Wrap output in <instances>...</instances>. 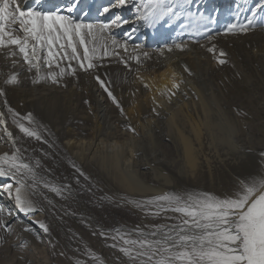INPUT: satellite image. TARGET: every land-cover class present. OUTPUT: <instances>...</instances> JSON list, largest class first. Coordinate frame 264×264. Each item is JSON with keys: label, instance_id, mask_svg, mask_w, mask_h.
<instances>
[{"label": "rangeland", "instance_id": "374dc122", "mask_svg": "<svg viewBox=\"0 0 264 264\" xmlns=\"http://www.w3.org/2000/svg\"><path fill=\"white\" fill-rule=\"evenodd\" d=\"M22 1V7H36L40 11L60 10L84 23L110 24L116 15H120L127 23L120 26V34L116 37L119 40H124L125 35L134 37L130 44L137 46L128 49L124 55L131 54L140 59L139 63L130 59L129 67H125L115 57L105 58L103 66L97 69V74L106 83L110 82L113 95L123 109L122 114L92 76L77 72L76 76H65L56 84L43 79L34 84L35 70L29 73L22 58H7V50L0 49V88L6 92L5 97H0V111L6 119L5 126L16 131V137L13 136L17 146L27 150L23 152L25 162L40 160L41 167L36 169L38 179L61 188L68 186L63 196L43 189L47 200L43 195L38 197V207L44 210L35 214H41L39 218L44 223L48 222L46 225L52 228V232L53 223L45 206L63 214L64 222L69 224L67 233L70 238L67 239L64 233L60 235L57 254L47 239L45 244L40 243L42 247L31 252L30 259L27 256V261L22 260V264H77V261L80 264H129L118 248L111 247L114 243L111 239L106 240L99 235L101 231L113 235L119 229L131 233L135 239L137 229L147 232L152 225L173 223L165 215H146L136 206L138 202L163 194H211L222 198L230 195L241 181L251 183L264 179V129H259L264 127V37L249 35L255 37L246 39L248 35L244 34L233 40V35L224 34V29L235 23L239 14L243 12L241 21L251 15L249 9L255 7L259 0H192L191 4L185 5L180 18L165 17L152 25L135 11L139 0H132L128 7L113 8L105 14H101L103 9L111 8L115 0H79L78 4L76 0H40L38 5L35 0H27L26 4ZM69 7H73L71 13L67 11ZM245 10H248L247 14ZM201 16L204 17L201 24L207 27L214 39L208 43L195 42L176 55L184 67L176 93L156 109L148 106L146 114L140 116V125L135 127L133 115L127 110L135 104V98L146 104L142 95L136 97L143 85L141 74L169 57L173 51L168 47L174 49L176 42L207 39L197 36L191 28L194 19ZM258 16H264V11L258 10ZM146 39L152 40L153 46H144ZM212 44L216 45L217 52L223 50L227 53L223 57L226 63L220 65L221 70L217 57L207 52V47ZM155 46L159 50L165 46L160 56L153 53ZM145 52L147 57L143 55ZM13 59L18 61L15 65ZM213 67L215 74L210 72ZM47 71V68H42L41 75ZM13 74L17 75L18 83L5 85L4 81ZM52 95L57 96L63 108L60 116L54 119L55 125L49 124L43 111L46 99ZM5 99L21 116L31 114L34 126L47 143L19 132L3 107ZM207 101L222 113L226 126H217L214 111H195L192 118L202 125L199 138L196 140L192 136L197 164L190 171L184 163L174 126H171L172 119L177 113L186 116L185 108L189 104L192 109L195 106L202 110V104ZM27 102H31L29 109L25 108ZM24 123L29 126L27 121ZM5 126H0V144L11 147L3 133ZM58 128L66 130L69 136H56ZM249 150L253 152L251 156L248 155ZM114 158L119 159L118 170L133 182L131 189L119 183L113 165L109 163ZM4 178L0 177V186L5 183ZM2 191L9 197L6 191ZM48 200L52 203L49 204ZM0 207L5 209L6 215L8 206L1 199ZM1 233L0 264H16L19 257L7 245L11 235ZM18 238L16 236L20 241ZM27 242L31 241L22 240L19 244L25 247ZM31 245L35 246L32 242Z\"/></svg>", "mask_w": 264, "mask_h": 264}, {"label": "snow or ice", "instance_id": "6c2138e0", "mask_svg": "<svg viewBox=\"0 0 264 264\" xmlns=\"http://www.w3.org/2000/svg\"><path fill=\"white\" fill-rule=\"evenodd\" d=\"M24 2L26 4L27 0ZM131 2L115 0L112 7H105L101 14L109 13L113 8L126 7ZM35 3L38 5L40 0H35ZM191 3L192 0H139L135 11L141 19L152 25L165 17L180 18L184 14L185 5ZM258 10L264 11V0H259L250 9L251 15L243 21L238 19L228 24L224 34L244 35L259 26L264 16H258ZM67 11L71 13L73 7ZM202 19V16L194 19L193 30L197 36H204L211 41L212 35L201 24ZM211 19L214 21V17ZM124 23L127 21L120 15H116L110 24L84 23L60 10L40 11L36 7H22L19 0H0V49L7 50V58H22L29 73L35 70V78L32 80L34 84L42 79L56 84L65 76H76L77 72L92 76L123 114L110 82L106 83L97 74V69L103 66L105 58L110 57L117 58V62L125 67H129L130 59L140 62L139 56L129 54L125 57L124 53L128 52L127 43H121L111 31L112 27H120ZM195 42L199 43V40ZM174 47L184 51L187 44L176 42ZM168 50L171 51L172 46ZM207 52L217 57L218 64L226 63L222 57L227 53L223 50L217 52L215 44L207 47ZM143 55L147 57L148 53ZM12 62L15 65L18 61L13 59ZM42 68L48 69L43 76ZM185 71L188 69L185 68ZM17 83L16 74L4 81L5 85ZM178 87L177 83L172 84V89ZM170 94L174 95L175 92ZM5 96L6 92L0 88V97ZM3 107L20 133L47 143L34 126L30 113L21 116L8 105L6 99ZM5 125L6 119L3 112H0V126ZM129 130L134 131L131 128ZM3 133L12 144L11 152L0 154V177H8L12 181L5 184L3 190L14 200L15 208L20 213L34 215L44 210L38 207V197L43 195L47 200L43 189L63 196L68 186L61 188L42 178L38 179L36 169L41 167L40 160L25 162L23 152L27 150L17 146L7 126L3 127ZM43 155L47 156V153ZM76 171L80 172L79 169ZM80 175L84 173L80 172ZM48 203L51 204V200ZM136 206L144 210L146 215H165L173 223L152 225L147 232L137 229L135 239L131 233L119 229L113 235L101 231L99 235L106 240L111 239L114 242L111 247L118 248L129 264H264V179L253 180L251 183L241 181L230 195L222 198L211 194H163L138 202ZM169 213L173 215L168 216ZM8 217L5 218V209L0 207V230L11 234L16 217L11 215V210H8ZM33 223L44 233L49 232L44 222ZM24 230L30 231V228ZM87 254L92 256L91 252ZM77 264L80 262L77 261Z\"/></svg>", "mask_w": 264, "mask_h": 264}, {"label": "bare ground", "instance_id": "6f19581e", "mask_svg": "<svg viewBox=\"0 0 264 264\" xmlns=\"http://www.w3.org/2000/svg\"><path fill=\"white\" fill-rule=\"evenodd\" d=\"M19 2L22 3L23 1L19 0ZM241 3H244V2H241ZM129 5H130V3L126 7H128ZM240 5L241 4H239V6ZM237 9L239 10L240 7L237 6ZM245 11L246 12H244V13L247 14L248 10H245ZM224 13L226 14L227 11H225ZM242 14H243V12L241 14H239L240 15L239 18H238L239 20H241ZM221 17H222V15H221ZM129 23L131 24V22H128V24ZM138 26L139 25H137V27ZM192 27L193 26H191V28ZM114 29L115 28L112 27L111 31L115 34V36H118L120 34L121 27L116 28V30H114ZM246 35H248L246 37V39H248V38L251 39V38H253L255 36H263L264 37V21H259V26H257L255 28H253L252 30H250ZM249 35H255V36H249ZM239 37H240V35H233L232 39L233 40H237V39H239ZM123 38H124V40L120 39V41L122 40V43L126 42L127 45H128V49L137 48V46H132L130 44L131 42H134V39H135L134 37H128V36L125 35V36H123ZM213 39H214V37L212 36V40ZM137 40H138V35H137ZM208 42H210V41L208 39H205L204 41H200L198 44H200V43H208ZM144 43L145 44H143V45L144 46H149V48H150V46H153V45H151V44H153L152 40L146 39V41ZM181 43H186L187 47H189L190 45L195 43V41L194 40L189 41V40L186 39V40H182ZM161 47H162V49L159 50L155 46V50L153 51V53L155 55H157V56H160L162 54L165 46H161ZM171 51H173V53H171V55L169 57H167L165 59H162L161 61H159V63L154 65L152 67V69L146 70L144 73L141 74L143 85L139 87L136 97L139 94L142 95L146 99V102H145L146 104H143L140 99L136 100V98H135L133 100V102L135 104H133L127 110L128 114H132L133 115L132 116V118H133L132 124L135 127L140 125V116L142 117V116H144L146 114V110L148 109L147 108L148 106L152 107L153 109H156L158 107V105H160L161 102L168 101L170 98L173 97V95L170 94L171 92L174 91L176 93V91H177L176 89H172V84L174 82L177 83V84L179 83V81L181 79V76H182V74L184 72L183 71L184 67L180 63V61H177V56H176V55H179V53L181 51L177 50L175 48L172 49ZM220 65L221 64H219V67L217 66L219 69L222 68ZM220 70H218V71H220ZM215 71L216 70L214 69V67L211 68V70H210V72L212 74H215L214 73ZM219 73L220 72H218V74ZM236 80H239V79H236ZM145 85H147V87H145ZM30 105H31V102H27L25 104V108L29 109ZM61 107H62L61 102L59 101V99L57 98L56 95H52V97H50L49 99H46V101L44 103L43 111H44L45 117L48 120L50 125H55L54 119L56 117H58V115L63 112V110H62L63 108L61 109ZM202 107H203L202 108L203 111L200 108L198 109V107H195V106L192 109V105L189 104L185 108V115L186 116L182 115V113L181 114L177 113L175 115V117L172 119L173 125H171V126H174V130L176 131V134H177V140H178V143L180 145L181 153L183 155L184 163H185L187 169L190 170V171L194 170L195 167H196V164H197V154H196V151H195V149L193 147V142H192L193 141V137L196 138V140L199 138L200 129H201V125H202V122L192 118L194 116V114H195V111L197 113L207 112L208 110L214 111V113H215V115L217 117L216 120H215L217 126H219L220 128H223V126H226L225 121H224L225 117L222 116V113H219V111L214 106H212L209 101H207L205 104H202ZM63 116H64V113H63ZM187 117H189V118H187ZM222 117H224V119ZM259 129L263 130L264 127L260 126ZM9 131H11V129H9ZM11 132L16 137V133H15L16 131L13 129ZM17 133H18V131H17ZM56 136H59V137H64L65 136L66 137V136H69V135H68V132L66 130H64L63 128H58L56 130ZM74 144H75V142H74ZM11 151H12V144H11V147H5V146H2L0 144V154H2L4 152H11ZM252 154H253V152H251V150H249L248 151V155L251 156ZM115 155L117 156V154H115ZM117 157L119 158V156H117ZM118 158L112 159L111 160L112 162H109V163H111V166L113 165V169H114L115 174H116V176H117V178L119 180V183H121V185L123 187H125L126 189H131L134 184L125 174H123L121 171H119L120 169L118 170V168H119L118 167L119 165L117 166V159ZM3 182H5V183H3V185L0 186V199L4 203H6L7 206H8L5 218H10V217H8V210H11V215L16 217V222L14 224H12V230L13 231H12L11 234L5 233V232H3V230H0V231L2 232L1 234H3V235H5V234H7L9 236L11 235L7 239V242H8L7 245H10V247L13 248L14 253L18 255L17 257H19L16 264H22V260H26V257L27 256L29 257L31 252L36 251L38 249V247H40V246L42 247V245H43L42 243H44V241L46 242L47 239L49 240L50 244L52 245V249L57 254L56 245H57V239H59L60 235L61 234L63 235V233H64V234H66L67 239L70 238V236L68 235L69 232L67 233V229H68L67 225H69V224L65 223L64 219L62 218V216H64V215L63 214H57V212L55 213L48 205L45 206V210H46V208H47V210H49L48 212L50 213V215L49 214H47V215L50 216V219L52 220V223H53V224L52 223L51 224L54 227L53 228L54 231L52 232L51 231V229H52L51 227L52 226H50L51 229H49V232L47 233L48 237L45 238L46 237V233H44L43 230L40 229L37 224L33 223V221H41V219L39 218V216L41 214H34V215L26 216L23 213H20L15 208V204L13 203V201L9 197H6L5 195H3L1 193V192H3L2 191L3 186L5 184L12 183V181L8 177H5ZM44 214H45V211H44ZM45 224H48V222L47 223L45 222ZM25 228H30V231H25L24 230ZM16 236L19 237L18 239H21V240L20 241L17 240ZM22 240H29L32 243H34L35 246L34 245L32 246L31 242H27L28 245L25 246V247H24V245L21 246L19 243ZM40 243L42 245H40ZM30 248H33V251H31ZM12 253L13 252H11V254ZM29 259H30V257H29ZM8 263L9 264H14L12 262H8Z\"/></svg>", "mask_w": 264, "mask_h": 264}]
</instances>
